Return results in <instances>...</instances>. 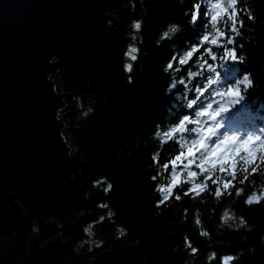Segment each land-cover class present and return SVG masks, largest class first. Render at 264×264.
Segmentation results:
<instances>
[{
	"label": "trees",
	"instance_id": "trees-1",
	"mask_svg": "<svg viewBox=\"0 0 264 264\" xmlns=\"http://www.w3.org/2000/svg\"><path fill=\"white\" fill-rule=\"evenodd\" d=\"M194 4L198 8L195 31L190 22ZM129 5L131 11L122 18L119 29L122 86L111 100H103L97 89L73 72L60 76L61 90L69 95L70 139L84 160L97 169L85 176L84 188L94 197L86 207L87 216L61 227L41 220L36 228L19 205L0 202V264H22L35 232L43 245L58 235L71 240L66 251L70 264H89L125 242L138 243L147 264H222L224 256L234 258L230 264H264V198L245 203L252 192L264 191V162L256 160L257 172L252 173L251 165L225 157V164L235 165L231 170L235 179L221 173L217 165L199 195L184 196L180 189L188 185L182 183L168 201L158 204L159 187L170 181L171 165L166 170L163 164L175 155L162 142L163 133L177 114L188 111L181 108L183 89L176 79L186 76L187 68L174 69L179 54L197 42L203 31L214 34L202 15V0H129ZM237 8L238 19L244 21L243 27L237 23L240 35L231 31L225 14L217 21V29L224 33L217 40L236 48L237 56L245 60L240 65L242 73L251 74L254 80L247 93L251 99L225 114L231 130L248 133L264 128V0H238ZM134 22L141 23L139 30ZM173 26L177 31L163 37ZM228 38L233 45L227 44ZM129 47L138 49L136 61L125 56ZM212 47L218 54L222 51ZM169 61L174 69L166 73ZM126 63L132 64L131 72L125 70ZM173 81L179 91L171 90ZM186 83L191 87L190 81ZM153 155L157 156L155 162ZM192 170L198 171L194 166ZM180 178L186 181V173ZM197 180L202 181L203 176ZM226 180L232 181L227 190L223 186ZM176 194L181 195L180 200L175 199ZM185 240L197 249L195 253Z\"/></svg>",
	"mask_w": 264,
	"mask_h": 264
},
{
	"label": "water",
	"instance_id": "water-1",
	"mask_svg": "<svg viewBox=\"0 0 264 264\" xmlns=\"http://www.w3.org/2000/svg\"><path fill=\"white\" fill-rule=\"evenodd\" d=\"M129 0H0V202L15 203L35 227L87 216L85 176L97 169L74 146L69 95L73 72L109 101L122 86L118 54ZM71 240L41 244L35 232L22 264H70ZM89 264H147L138 243L104 251Z\"/></svg>",
	"mask_w": 264,
	"mask_h": 264
},
{
	"label": "snow or ice",
	"instance_id": "snow-or-ice-1",
	"mask_svg": "<svg viewBox=\"0 0 264 264\" xmlns=\"http://www.w3.org/2000/svg\"><path fill=\"white\" fill-rule=\"evenodd\" d=\"M237 3L238 0H226V3L225 0H202L204 8L202 15L208 18L214 34H210L206 30L203 31L197 42L192 43L183 54H179L175 69L172 61H169L164 69L166 73L172 69L181 72V66H186V76H178L176 79L183 89L180 97L181 108L188 111L182 110L177 114L170 128L163 133L162 142L168 143L175 155L163 164V168L166 170L171 165L170 181L166 186L159 187L158 204L168 201L174 195L173 190L182 183L188 185L186 189H180L184 196L199 195L204 191L205 182L212 176L217 165H219L221 173L227 172L235 179V174L231 171L235 165L225 164V157H229L231 160L238 159L245 165H251L252 173L257 172L256 160L264 162V128H259L255 132L238 133L231 130L225 123V114L231 108L251 99L247 93L254 86L251 74H243L241 71L240 65H243L245 60L243 57L237 56L236 48L220 45L217 40L218 37L224 36V33L217 29V21L225 14L231 21V31L236 36L240 35L237 23L243 27L244 21L238 19ZM190 18L195 31V24L198 20L196 4L193 5ZM133 27L139 30L141 23L134 22ZM207 27L208 25L205 24L204 29ZM176 31L175 26L170 27L163 33V37L168 38L170 33ZM233 43V39L228 38L227 44L233 45ZM212 46H216L218 49L222 48L220 54L214 51ZM137 51L136 47H129L125 56L136 61L135 53ZM173 59L175 60L176 56ZM193 67L195 70H192ZM124 68L127 72H131L132 64L126 63ZM186 81L191 82V87ZM170 88L173 91L180 90L175 81L171 83ZM157 135L159 136L160 133ZM151 159L155 162L157 156L153 155ZM193 166L198 171L192 170ZM181 173H186V181L181 180ZM198 176H203V180L198 182ZM217 179H212V184H217ZM244 179H247V175ZM231 182V180L224 182L225 190L228 189ZM240 183L243 184L244 180H241ZM108 187L111 188V185ZM236 191L239 195L240 189ZM215 192L219 196L221 188L217 186ZM262 198H264V191L259 194L252 192L245 203L251 205L254 200L259 202ZM175 199L180 200L181 195L176 194ZM224 216L225 219H228L227 212ZM240 224H245L243 219L240 220ZM203 235H207V233H203ZM185 244L191 248L193 253L197 251L195 247L189 245L187 240H185ZM233 259L232 256H224L222 264H230Z\"/></svg>",
	"mask_w": 264,
	"mask_h": 264
},
{
	"label": "rangeland",
	"instance_id": "rangeland-1",
	"mask_svg": "<svg viewBox=\"0 0 264 264\" xmlns=\"http://www.w3.org/2000/svg\"><path fill=\"white\" fill-rule=\"evenodd\" d=\"M60 90H61V86H60ZM61 91H62V90H61ZM69 113H70V107L66 110L65 114H66L67 116H69ZM67 120H68V118H67ZM70 128H71V126H70ZM70 131H71V129L66 131V136H67V135H70ZM92 243H93V241L89 242V244H92ZM67 261H68V260H67Z\"/></svg>",
	"mask_w": 264,
	"mask_h": 264
}]
</instances>
